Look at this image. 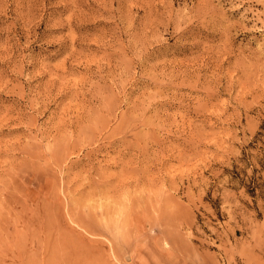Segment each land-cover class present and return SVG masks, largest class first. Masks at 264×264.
I'll return each instance as SVG.
<instances>
[{"label": "rangeland", "instance_id": "374dc122", "mask_svg": "<svg viewBox=\"0 0 264 264\" xmlns=\"http://www.w3.org/2000/svg\"><path fill=\"white\" fill-rule=\"evenodd\" d=\"M0 264H264V0H0Z\"/></svg>", "mask_w": 264, "mask_h": 264}]
</instances>
